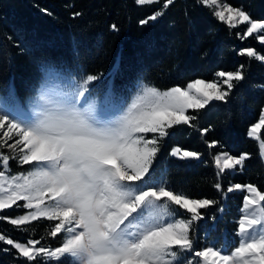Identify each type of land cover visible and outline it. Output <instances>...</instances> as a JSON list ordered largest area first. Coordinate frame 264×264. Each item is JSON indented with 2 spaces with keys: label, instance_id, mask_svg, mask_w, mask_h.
I'll list each match as a JSON object with an SVG mask.
<instances>
[{
  "label": "snow or ice",
  "instance_id": "obj_1",
  "mask_svg": "<svg viewBox=\"0 0 264 264\" xmlns=\"http://www.w3.org/2000/svg\"><path fill=\"white\" fill-rule=\"evenodd\" d=\"M198 2L214 9L215 17L230 27L246 24L241 39L254 37L264 43V20L252 19L226 0ZM173 3L163 0L160 10L140 24L156 21ZM240 55L264 61V54L252 47L243 48ZM118 71L117 65L109 75ZM42 73L30 96L20 98L14 84L0 96V210L15 206L24 212L14 218L0 215V221L25 232L32 222L47 221L46 236L56 238L58 245L42 243L45 236L20 242L0 234V242L16 250L25 264H264V185L228 187V193L246 192L237 240L206 238L200 247L196 225L204 219L202 210L219 201L193 198L168 181L166 170L155 167L162 142L174 127H196L197 116L189 110L198 112L214 101L228 100L245 79L243 65L184 87L161 90L141 83L130 102L126 89H117L112 80L101 87L103 80L95 74L74 75L55 63L42 65ZM262 128L264 111L248 132L259 141L264 158ZM212 130L203 128L201 134ZM217 145L213 140L208 147ZM169 155L180 161L202 158L200 152L178 146ZM250 155L222 150L212 157L217 170L214 188L224 198L219 177L226 170H242Z\"/></svg>",
  "mask_w": 264,
  "mask_h": 264
},
{
  "label": "trees",
  "instance_id": "obj_2",
  "mask_svg": "<svg viewBox=\"0 0 264 264\" xmlns=\"http://www.w3.org/2000/svg\"><path fill=\"white\" fill-rule=\"evenodd\" d=\"M162 2L139 5L136 0H0V94L15 85L20 98L31 94L42 75V65H64L79 72L101 75L103 83L115 66L114 86L130 94L139 83L158 88L185 86L194 79L212 80L215 73L235 71L243 65L245 79L237 83L228 100L214 101L205 109L189 110L197 116L191 125L175 126L161 146L156 170H166L168 181L193 194V198L219 201L202 210L215 218L217 228H226L237 239L238 219L246 192H227L234 184L264 185V161L258 141L248 136L264 108V61L240 55L252 47L264 54V43L254 37L241 39L244 26L230 27L198 0H174L156 21H140L160 10ZM247 11L252 19L264 20V0H226ZM80 13V15H74ZM117 25L113 30L112 25ZM213 130L201 134V130ZM264 140V128L260 130ZM219 145L209 148L211 141ZM202 154L200 160L180 161L169 155L173 147ZM233 155L250 153L244 168L225 171L219 177L224 198L214 188L217 182L212 157L220 151ZM264 190V188H262ZM223 208V212L219 209ZM16 209L0 211L12 216ZM49 222L27 225V232L0 221V233L14 240L40 239L57 245L46 236ZM8 248V251L3 249ZM0 264H25L16 250L0 242Z\"/></svg>",
  "mask_w": 264,
  "mask_h": 264
},
{
  "label": "rangeland",
  "instance_id": "obj_3",
  "mask_svg": "<svg viewBox=\"0 0 264 264\" xmlns=\"http://www.w3.org/2000/svg\"><path fill=\"white\" fill-rule=\"evenodd\" d=\"M212 10L215 11L214 9H212ZM238 26H244V30L246 32V27H247L246 24L242 23V24H240ZM42 75H43V73H42ZM42 75H41V78H42ZM97 76L100 79H102V76L101 75H97ZM41 78H40V80H41ZM109 80H113V77L110 76V78L107 81H105L103 84H101V87H104V85H106ZM140 84L141 83L137 84L136 88L130 94L129 93L128 94H125L129 98V102H130L131 97L135 95V93H136L137 89L139 88ZM149 85H151V84H149ZM181 87H184V86H181ZM159 89L166 90L168 88H165V89L159 88ZM4 95H6V93L5 94H0V96H4ZM263 111H264V108H263ZM259 134H260V137H261V133H259ZM253 139H255V138H253ZM261 139H262V137H261ZM258 144H259V141H258ZM4 151H5V154H7V149H5ZM262 159L264 161V158H262ZM11 168H12V171L13 172L17 171V166L15 165V163H11ZM24 168L26 169L27 166L25 165ZM20 170H23V169H20ZM230 172H234V171H230ZM236 191H241V190H236ZM19 203H23V202H19ZM13 209H16L15 206L13 207ZM16 210H17V212L14 215L9 216V217H13L14 218L17 215L24 214L23 210H18V209H16ZM0 211H3V210H0ZM215 228H217V222H216L215 218H212V220H210L208 217H204V219L202 221H200V222L197 223V225H196V234L199 237L200 242H201L200 243V247H203L204 246V243L206 241V238H207V240H212V239L223 238L224 236H227L230 241H236L237 240V239H233L231 236L228 235V231H227L226 228H222L221 230H217V229L215 230ZM0 234H2V233H0ZM18 241H20V240H18ZM20 242H24V241H20ZM56 246H58V245H56ZM233 246H235V245H233Z\"/></svg>",
  "mask_w": 264,
  "mask_h": 264
}]
</instances>
